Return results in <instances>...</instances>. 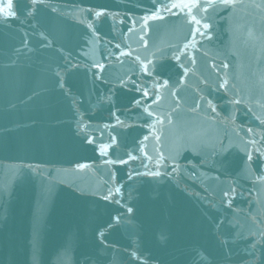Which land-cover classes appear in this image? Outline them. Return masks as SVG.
I'll use <instances>...</instances> for the list:
<instances>
[{"label":"water","instance_id":"water-1","mask_svg":"<svg viewBox=\"0 0 264 264\" xmlns=\"http://www.w3.org/2000/svg\"><path fill=\"white\" fill-rule=\"evenodd\" d=\"M0 264H264V0H0Z\"/></svg>","mask_w":264,"mask_h":264}]
</instances>
